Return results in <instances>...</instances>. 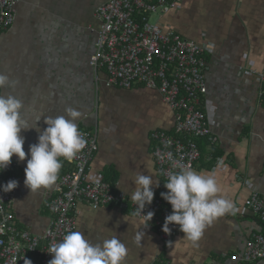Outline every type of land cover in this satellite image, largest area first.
Masks as SVG:
<instances>
[{
	"label": "crops",
	"instance_id": "obj_1",
	"mask_svg": "<svg viewBox=\"0 0 264 264\" xmlns=\"http://www.w3.org/2000/svg\"><path fill=\"white\" fill-rule=\"evenodd\" d=\"M105 2L22 0L17 4L13 24L0 32V73L18 83L0 89V94L21 99L22 118L33 126L39 119L40 132L47 127V116L64 115L69 106L79 110L83 115L78 130L97 134L90 178L109 182L132 201L131 194L139 187L136 175H150L155 197L164 188L152 158L150 133L170 132L173 113L155 90L107 88L97 82L89 58L98 28L94 10ZM157 22L211 49L205 55L203 99L211 138L198 141L200 157L193 170L213 176L217 195L231 201L237 211L216 218L195 245L180 228L163 242L151 225L109 206L92 210L79 204L75 231L92 244L116 236L127 248L121 264H237L228 257L241 253L253 234L264 236V220L244 204L251 190L264 195V102L255 74L264 70V0H181L177 9ZM40 132L29 128L20 133L26 154L30 145L38 143ZM27 158L12 157L18 182L12 212L19 229L41 235L51 220L44 203L54 195L58 179L50 188L30 191L24 184ZM218 159L222 165H216ZM60 160L58 178L67 170L65 159ZM137 233H142L139 244L134 239Z\"/></svg>",
	"mask_w": 264,
	"mask_h": 264
},
{
	"label": "built area",
	"instance_id": "obj_2",
	"mask_svg": "<svg viewBox=\"0 0 264 264\" xmlns=\"http://www.w3.org/2000/svg\"><path fill=\"white\" fill-rule=\"evenodd\" d=\"M21 1L0 0V32L13 24L15 7ZM180 1L107 0L94 10L98 28L95 30L94 52L89 58L97 82L102 81L107 88L128 90L142 86L155 90L172 111V130L150 133L152 158L163 183V193L168 191L165 183L170 172L179 170L173 167V162L193 170L200 157L198 141L211 138L203 103L206 94L205 55L211 49L165 30L157 21H149L152 15L162 17L174 11ZM255 74L260 84L259 98L264 102V70ZM79 131L87 140L86 147L71 161L65 160L67 170L59 176L54 195L44 203L51 220L41 235H33L16 226L12 205L17 187L10 192L0 190L1 264H22L29 254L38 257L36 264H48L53 257L48 252L50 245L76 230L79 204L92 210L109 206L134 215L133 201L116 192L109 182L90 178L89 166L97 152V134L96 131ZM222 164L218 159L216 165ZM14 166L11 161L0 171V186L10 180L17 181L12 173ZM244 204L255 217L264 220L263 194L251 190ZM149 211L154 213L151 221L143 216L134 217L151 225L161 241H170L179 230L176 224H169L168 233L162 230L166 216L172 213L171 205L158 195L145 206L142 214ZM228 259L237 264L264 260V236L253 234L242 252L232 254Z\"/></svg>",
	"mask_w": 264,
	"mask_h": 264
},
{
	"label": "clouds",
	"instance_id": "obj_3",
	"mask_svg": "<svg viewBox=\"0 0 264 264\" xmlns=\"http://www.w3.org/2000/svg\"><path fill=\"white\" fill-rule=\"evenodd\" d=\"M17 83L9 75L0 73V89L15 88ZM23 109L21 99L11 94H0V171L11 163L13 155L20 161L29 157L24 169V184L30 191L36 192L54 185L62 168L61 157L71 161L86 147L87 140L78 130V122L83 114L71 106L66 107L64 115L47 116L44 120L47 127L40 132L37 127L39 119L33 126L22 118ZM29 128L36 129L40 135L38 143L30 145L26 154L23 148L25 138L20 133ZM173 167L179 170L170 172L165 183L168 191L161 193L172 207V213L166 216L162 230L168 233L169 224L179 225L180 231L195 245L205 228L216 218L226 213L235 214L237 209L231 201L217 195L219 189L213 176L197 173L176 162H173ZM135 184L139 187L131 194V200L135 203L134 215L151 221L154 213L149 211L145 215L142 212L153 201V179L150 175L138 173ZM155 185L158 186V183ZM17 186L16 180H10L0 186V190L10 192ZM134 239L139 244L142 233H137ZM48 252L53 254L48 264H121L127 248L116 236L92 244L82 232L70 231L58 242H53ZM24 264L33 262L25 258Z\"/></svg>",
	"mask_w": 264,
	"mask_h": 264
},
{
	"label": "trees",
	"instance_id": "obj_4",
	"mask_svg": "<svg viewBox=\"0 0 264 264\" xmlns=\"http://www.w3.org/2000/svg\"><path fill=\"white\" fill-rule=\"evenodd\" d=\"M26 259H30L33 262V264H36L38 257L35 254H29L27 255ZM22 264H24V262Z\"/></svg>",
	"mask_w": 264,
	"mask_h": 264
},
{
	"label": "rangeland",
	"instance_id": "obj_5",
	"mask_svg": "<svg viewBox=\"0 0 264 264\" xmlns=\"http://www.w3.org/2000/svg\"><path fill=\"white\" fill-rule=\"evenodd\" d=\"M157 20H159V16H157V15H152V16H150V18H149V21H150L151 23H155Z\"/></svg>",
	"mask_w": 264,
	"mask_h": 264
}]
</instances>
